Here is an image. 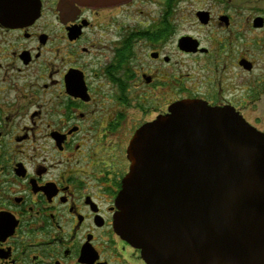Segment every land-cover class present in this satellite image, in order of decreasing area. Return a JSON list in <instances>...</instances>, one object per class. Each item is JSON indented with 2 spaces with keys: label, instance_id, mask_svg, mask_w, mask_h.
Listing matches in <instances>:
<instances>
[{
  "label": "flooded vegetation",
  "instance_id": "af4514ba",
  "mask_svg": "<svg viewBox=\"0 0 264 264\" xmlns=\"http://www.w3.org/2000/svg\"><path fill=\"white\" fill-rule=\"evenodd\" d=\"M263 4L0 0V264H147L115 230L129 142L179 100L246 120Z\"/></svg>",
  "mask_w": 264,
  "mask_h": 264
},
{
  "label": "water",
  "instance_id": "95a60500",
  "mask_svg": "<svg viewBox=\"0 0 264 264\" xmlns=\"http://www.w3.org/2000/svg\"><path fill=\"white\" fill-rule=\"evenodd\" d=\"M127 158L115 230L147 264H264V132L232 107L176 101Z\"/></svg>",
  "mask_w": 264,
  "mask_h": 264
},
{
  "label": "rangeland",
  "instance_id": "374dc122",
  "mask_svg": "<svg viewBox=\"0 0 264 264\" xmlns=\"http://www.w3.org/2000/svg\"><path fill=\"white\" fill-rule=\"evenodd\" d=\"M264 5V4H263ZM154 5L148 3L145 7V10L153 9ZM253 111H246L244 113V117L248 120L251 124L257 127L258 130L264 132V94L261 95V99L256 104ZM252 125V126H253Z\"/></svg>",
  "mask_w": 264,
  "mask_h": 264
}]
</instances>
